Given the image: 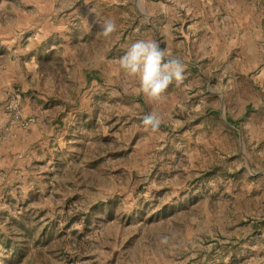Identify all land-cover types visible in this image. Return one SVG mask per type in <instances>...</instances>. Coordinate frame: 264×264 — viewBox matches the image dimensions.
<instances>
[{
    "label": "rangeland",
    "instance_id": "rangeland-1",
    "mask_svg": "<svg viewBox=\"0 0 264 264\" xmlns=\"http://www.w3.org/2000/svg\"><path fill=\"white\" fill-rule=\"evenodd\" d=\"M142 39L185 65L158 101ZM0 84L34 119L0 264H264V0H0Z\"/></svg>",
    "mask_w": 264,
    "mask_h": 264
},
{
    "label": "clouds",
    "instance_id": "clouds-1",
    "mask_svg": "<svg viewBox=\"0 0 264 264\" xmlns=\"http://www.w3.org/2000/svg\"><path fill=\"white\" fill-rule=\"evenodd\" d=\"M117 30L112 20H106L101 26L102 34L109 37ZM119 66L125 75L139 80V91L149 100L163 98L169 85L183 83L185 65L179 58L170 55L155 40L142 39L134 42L119 58ZM146 129L157 131L162 123L158 113L152 112L143 117ZM166 242V241H165Z\"/></svg>",
    "mask_w": 264,
    "mask_h": 264
},
{
    "label": "crops",
    "instance_id": "crops-1",
    "mask_svg": "<svg viewBox=\"0 0 264 264\" xmlns=\"http://www.w3.org/2000/svg\"><path fill=\"white\" fill-rule=\"evenodd\" d=\"M0 84V129L6 121V114L2 109V93ZM22 110L24 116H30L25 102L22 103ZM33 141V137L26 135L25 132L12 129L6 139L0 140V182L9 181V173L15 172L20 166L24 164L23 157H25L24 148ZM20 145L22 146L20 148ZM21 160V162L19 161Z\"/></svg>",
    "mask_w": 264,
    "mask_h": 264
},
{
    "label": "built area",
    "instance_id": "built-area-1",
    "mask_svg": "<svg viewBox=\"0 0 264 264\" xmlns=\"http://www.w3.org/2000/svg\"><path fill=\"white\" fill-rule=\"evenodd\" d=\"M2 109L7 115L9 122L16 124L20 128L28 129L34 123L32 117L24 116L21 106V96L16 92H8L4 95Z\"/></svg>",
    "mask_w": 264,
    "mask_h": 264
},
{
    "label": "trees",
    "instance_id": "trees-1",
    "mask_svg": "<svg viewBox=\"0 0 264 264\" xmlns=\"http://www.w3.org/2000/svg\"><path fill=\"white\" fill-rule=\"evenodd\" d=\"M228 121V120H227ZM229 122V121H228ZM229 123H231V122H229ZM232 124V123H231Z\"/></svg>",
    "mask_w": 264,
    "mask_h": 264
}]
</instances>
